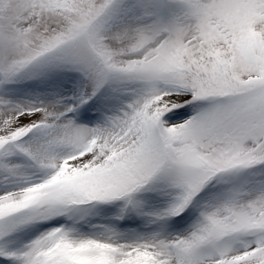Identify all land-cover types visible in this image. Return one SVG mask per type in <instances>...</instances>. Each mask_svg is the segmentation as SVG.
<instances>
[{"label": "snow or ice", "instance_id": "6c2138e0", "mask_svg": "<svg viewBox=\"0 0 264 264\" xmlns=\"http://www.w3.org/2000/svg\"><path fill=\"white\" fill-rule=\"evenodd\" d=\"M0 264H264V0H0Z\"/></svg>", "mask_w": 264, "mask_h": 264}]
</instances>
